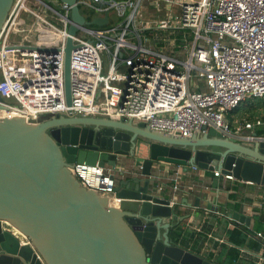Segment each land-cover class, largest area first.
<instances>
[{
	"label": "built area",
	"instance_id": "1",
	"mask_svg": "<svg viewBox=\"0 0 264 264\" xmlns=\"http://www.w3.org/2000/svg\"><path fill=\"white\" fill-rule=\"evenodd\" d=\"M143 2L76 0L86 22L108 18L103 26H78L71 20V6L62 0L53 2L60 9L42 0H14L0 30V109L25 120L47 114L99 117L143 122L183 139L212 128L235 142H263L252 130L264 127V119L236 126L226 115L250 98L264 97V0L174 1L178 14L156 21L141 19ZM71 25L76 32L67 105L64 50ZM160 33L172 37L169 51L161 48ZM71 171L87 189L112 191L109 168L73 163ZM178 179L176 172L169 182L171 206ZM119 202L109 206L118 208ZM255 236L264 238L261 232ZM24 244L30 245L27 238Z\"/></svg>",
	"mask_w": 264,
	"mask_h": 264
},
{
	"label": "water",
	"instance_id": "2",
	"mask_svg": "<svg viewBox=\"0 0 264 264\" xmlns=\"http://www.w3.org/2000/svg\"><path fill=\"white\" fill-rule=\"evenodd\" d=\"M13 1L0 0V30ZM62 2L71 6V20L78 26L107 24V15L86 22L76 0ZM75 32L71 25L64 50L67 105ZM126 162L130 171H119ZM73 163L111 169L112 191L82 186L71 171ZM159 163L219 170L264 187V141L247 148L212 128L183 139L143 122L98 117L0 119V264H214L174 243L169 225L165 236L157 233L161 227L151 218L162 225V219L177 217L169 199L150 187ZM117 200L118 208L109 206ZM231 218L249 225L248 217L234 213ZM5 223L30 245L20 246L21 238Z\"/></svg>",
	"mask_w": 264,
	"mask_h": 264
},
{
	"label": "crops",
	"instance_id": "3",
	"mask_svg": "<svg viewBox=\"0 0 264 264\" xmlns=\"http://www.w3.org/2000/svg\"><path fill=\"white\" fill-rule=\"evenodd\" d=\"M172 1L173 4L169 7L166 3ZM174 1L182 0H144L141 8V19L143 21H156L163 19L172 14H178L179 7L174 5ZM188 1V0H184ZM198 1V0H195ZM116 17L115 12L110 14ZM28 17V15H27ZM24 16V19L27 18ZM117 19V17L115 18ZM26 22H31L29 18ZM27 25V24H26ZM229 114V113H228ZM227 114V115H228ZM226 115V117H227ZM99 118V117H98ZM264 119V118H260ZM253 133H256L260 137H264V127H256L252 130ZM240 143L247 148H252L254 143ZM126 165L120 169L124 172L130 171L132 166L131 162H126ZM139 172V169L136 170ZM219 172V170H216ZM178 172V186L179 189L175 192L176 199L174 207L176 210L177 217L173 220L162 219V225L160 220L156 218H151L158 228L161 227V230H158L157 233L162 234V236L168 235L172 226L176 224H182L184 231L192 230L197 234H202L204 226L211 223L210 219L215 218L219 219V224L214 222V226L209 232L204 233L206 236L204 241L197 242L195 237L190 240L186 245L184 244V249L189 252L200 256L204 259H208V256L213 253H217L216 247L221 243H226L224 239V233L226 229L234 225H243L239 220H233L231 218L232 214L237 213L242 216L249 218V225L246 227L253 226L255 219L264 212V187L257 186L250 182L238 181L235 178L230 180L224 179L222 176L215 177L214 172L209 170H203L196 166V169H193V165L177 167V165L169 163H159L153 167L151 175L155 178V181L152 180L150 187L153 192L158 196H164L167 199L171 198V177ZM117 175V172H115ZM141 179V176L138 175ZM119 179V176H116ZM217 178L218 181L214 183V179ZM156 186V188H155ZM161 186L162 191H158L157 187ZM211 207V209L208 208ZM218 213H215V212ZM264 237V233H262ZM258 239L264 241V238L255 236ZM181 238L178 244H181ZM20 246H24V241L21 239ZM222 241V242H220ZM263 248L261 249V251ZM261 251L257 253L255 264H263L261 259ZM241 253H248L245 249L240 250ZM214 262L212 260H209Z\"/></svg>",
	"mask_w": 264,
	"mask_h": 264
},
{
	"label": "trees",
	"instance_id": "4",
	"mask_svg": "<svg viewBox=\"0 0 264 264\" xmlns=\"http://www.w3.org/2000/svg\"><path fill=\"white\" fill-rule=\"evenodd\" d=\"M176 212V210H175ZM211 223L204 226L202 234L189 230L184 231L183 225L176 224L172 226L169 237L174 243L179 242L181 238V246L186 245L190 240L195 237L196 241H204V233L209 232L214 226V222H220L219 219L211 218ZM256 232L264 233V212L255 219L253 226L246 227L243 225H234L225 230L224 239L226 243L219 244L216 249L217 253H211L208 256L209 260H212L214 264H255L257 253H260L264 260V241L255 237ZM245 249L248 253H241L240 250ZM264 264V261H263Z\"/></svg>",
	"mask_w": 264,
	"mask_h": 264
},
{
	"label": "rangeland",
	"instance_id": "5",
	"mask_svg": "<svg viewBox=\"0 0 264 264\" xmlns=\"http://www.w3.org/2000/svg\"><path fill=\"white\" fill-rule=\"evenodd\" d=\"M47 3H50L52 5L54 0H43ZM31 2H28L30 4ZM56 8H59L58 6H55ZM60 9V8H59ZM37 10L42 13V8L38 6ZM83 13H85L83 11ZM111 18H116L114 15H111ZM88 21V20H87ZM90 26V25H87ZM160 35L159 38V44L161 48H163L166 51L170 50V47H168V42L171 40L172 37L168 36L166 33H160L157 34ZM18 38V37H17ZM190 37L187 38L189 41ZM182 44L183 41H182ZM193 82H196L200 87H203L202 80L198 79L197 77L192 78ZM264 118V97L263 98H250L246 100L245 102L241 103L236 110H233L232 112H229L227 115L228 121L232 124L238 126L240 122L245 123V121H249L250 123H254L256 118Z\"/></svg>",
	"mask_w": 264,
	"mask_h": 264
},
{
	"label": "bare ground",
	"instance_id": "6",
	"mask_svg": "<svg viewBox=\"0 0 264 264\" xmlns=\"http://www.w3.org/2000/svg\"><path fill=\"white\" fill-rule=\"evenodd\" d=\"M7 116H11L10 119H13V118H22V116H20V114L14 113V111H12V110L5 111L3 109H0V119H9ZM4 226H5L6 229H8L11 232H13L14 234H16L19 238H21L23 240L25 239L23 234H21L18 230H16L12 226H10L8 223H5Z\"/></svg>",
	"mask_w": 264,
	"mask_h": 264
}]
</instances>
